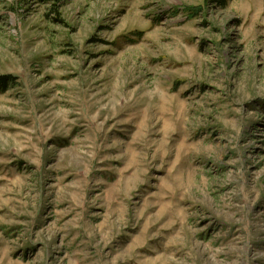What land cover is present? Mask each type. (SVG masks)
<instances>
[{
	"label": "rangeland",
	"instance_id": "obj_1",
	"mask_svg": "<svg viewBox=\"0 0 264 264\" xmlns=\"http://www.w3.org/2000/svg\"><path fill=\"white\" fill-rule=\"evenodd\" d=\"M225 2L0 0V264H264V0Z\"/></svg>",
	"mask_w": 264,
	"mask_h": 264
},
{
	"label": "trees",
	"instance_id": "obj_2",
	"mask_svg": "<svg viewBox=\"0 0 264 264\" xmlns=\"http://www.w3.org/2000/svg\"><path fill=\"white\" fill-rule=\"evenodd\" d=\"M220 3L222 6H225L226 2L225 0H220ZM188 14H190V16H194L196 15L199 11L200 8L198 9H187L185 10ZM14 83V78H12L9 75H0V94L6 92V90L13 85Z\"/></svg>",
	"mask_w": 264,
	"mask_h": 264
}]
</instances>
